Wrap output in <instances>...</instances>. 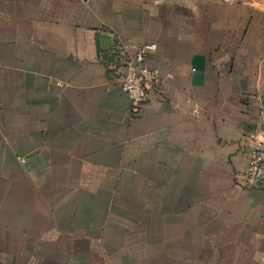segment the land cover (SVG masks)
<instances>
[{
    "label": "crops",
    "instance_id": "1",
    "mask_svg": "<svg viewBox=\"0 0 264 264\" xmlns=\"http://www.w3.org/2000/svg\"><path fill=\"white\" fill-rule=\"evenodd\" d=\"M263 116L258 6L0 0V264H264Z\"/></svg>",
    "mask_w": 264,
    "mask_h": 264
},
{
    "label": "built area",
    "instance_id": "2",
    "mask_svg": "<svg viewBox=\"0 0 264 264\" xmlns=\"http://www.w3.org/2000/svg\"><path fill=\"white\" fill-rule=\"evenodd\" d=\"M154 47L151 45L138 47L136 54L128 62L127 73L122 80V88L129 94L134 112H138L149 99L151 86L158 82V70L150 69L144 63L146 53ZM250 139L253 142V149L244 177L246 180H255L264 185V116L261 126L250 134Z\"/></svg>",
    "mask_w": 264,
    "mask_h": 264
},
{
    "label": "rangeland",
    "instance_id": "3",
    "mask_svg": "<svg viewBox=\"0 0 264 264\" xmlns=\"http://www.w3.org/2000/svg\"><path fill=\"white\" fill-rule=\"evenodd\" d=\"M236 2L249 3L264 9V0H235Z\"/></svg>",
    "mask_w": 264,
    "mask_h": 264
}]
</instances>
